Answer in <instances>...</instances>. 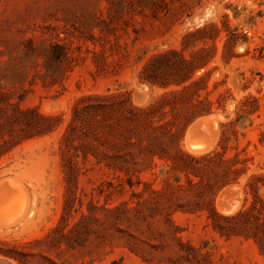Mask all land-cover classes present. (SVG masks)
<instances>
[{
  "label": "rangeland",
  "instance_id": "374dc122",
  "mask_svg": "<svg viewBox=\"0 0 264 264\" xmlns=\"http://www.w3.org/2000/svg\"><path fill=\"white\" fill-rule=\"evenodd\" d=\"M202 49L209 74L200 99L214 111L205 117L214 120L204 154L219 156L202 164L201 177L188 176L205 186L217 182L212 171L229 170L231 180L243 169L212 205L224 216L251 212L264 201V0H0V185L17 191L0 200L8 217L0 218V264H264L254 239L212 228L209 208L173 215L176 233L163 217L125 212L126 202L145 214L156 199L165 202L153 195L166 193L154 176L164 162L123 191V174L75 148L70 127L81 97L119 95L139 105L135 94L146 92V105L167 91L140 81L152 59L177 52L191 60ZM19 112L54 118L52 129L15 123ZM254 177L256 191L246 187Z\"/></svg>",
  "mask_w": 264,
  "mask_h": 264
},
{
  "label": "trees",
  "instance_id": "16d2710c",
  "mask_svg": "<svg viewBox=\"0 0 264 264\" xmlns=\"http://www.w3.org/2000/svg\"><path fill=\"white\" fill-rule=\"evenodd\" d=\"M204 32L206 29L187 37ZM54 48L63 49L58 45ZM206 57L205 49L194 52L191 60L181 57L177 52L155 56L144 68L140 81L151 89L160 87L167 91L158 100L153 99L146 105H136L131 99L125 100L119 95L81 97L74 106V127H70V130H74V138L80 143L75 148L80 149L85 158L92 155L99 164L103 163L115 173L123 174L125 178H121L119 184L123 191L126 187L133 190L136 184H141L140 181L135 182L134 177L138 178L142 173L153 170L158 166L157 161L164 162L163 167L166 169L154 176L161 177L166 193L154 191L153 195L155 198H165V202L156 199L147 206L146 214L139 202L136 203L137 207H131V203L126 202L123 205L126 213H134L144 221L163 217L172 225L173 233H176L178 228L173 215L178 212L194 214L209 208L210 224L216 232L227 237L254 239L264 254L263 200L257 199L251 212L241 210L230 216L219 214L212 205L223 188L238 183L243 169H236V177L231 180L229 170L212 171L217 182L205 186L188 176L201 177L206 172L202 164L212 162L219 156L214 151L195 156L181 147L187 128L197 118L214 113L212 103L200 99L201 91L206 89L205 82L209 74L206 72ZM163 65L169 68L164 75H160L158 72ZM149 72H153V75ZM18 114L23 120L15 118V123L39 132L50 131L55 120L30 113ZM182 175L186 176L188 186L183 183ZM252 179L246 187L256 191L259 186L253 182L258 178ZM183 259L184 256L179 257V261Z\"/></svg>",
  "mask_w": 264,
  "mask_h": 264
},
{
  "label": "water",
  "instance_id": "95a60500",
  "mask_svg": "<svg viewBox=\"0 0 264 264\" xmlns=\"http://www.w3.org/2000/svg\"><path fill=\"white\" fill-rule=\"evenodd\" d=\"M148 98V94L146 92H137L135 94V102L139 105H142ZM205 117H208V116H201L200 118L196 119L190 126L189 128L192 127V131H193V138H192V141L193 142H198L199 144L201 145H204V146H209L211 144V139L210 138H207L203 132H202V127L204 125H207V126H211V122L207 121V120H202V121H199L200 119L202 118H205ZM223 192V191H222ZM6 194H9L11 196L17 194V191L11 187L7 182L5 183H2L0 185V200L3 199V197L6 195ZM226 194V193H225Z\"/></svg>",
  "mask_w": 264,
  "mask_h": 264
},
{
  "label": "bare ground",
  "instance_id": "6f19581e",
  "mask_svg": "<svg viewBox=\"0 0 264 264\" xmlns=\"http://www.w3.org/2000/svg\"><path fill=\"white\" fill-rule=\"evenodd\" d=\"M141 88V87H140ZM141 90V89H140ZM143 91V90H142ZM149 96V95H148ZM234 109V108H233ZM216 118V117H215ZM218 118V117H217ZM232 118V117H231ZM202 120H207L209 122L212 123V120H214V117H210V118H202L200 119L199 121H202ZM219 120V118H218ZM222 120V119H221ZM228 122V121H227ZM217 125V123H216ZM217 129V127H216ZM202 132L204 135H206L208 138H210L211 140H213V128H212V124L211 126H207V125H204L202 127ZM216 134V133H215ZM192 138H193V131H192V127L188 130V133H187V136H186V140H185V144H186V148L187 150L192 153V154H204L205 152H207L209 149L208 147L209 146H204V145H201L199 144L198 142H193L192 141ZM215 146V145H214ZM207 148V149H206ZM237 188V187H236ZM236 190V189H235ZM234 190V191H235ZM242 190V189H241ZM230 191V190H229ZM239 191V190H238ZM232 192V191H230ZM226 193V194H225ZM233 193V192H232ZM28 194V193H27ZM228 194V190H225L221 193L219 199H218V203L219 205L221 206V203H222V200H223V197L226 196ZM234 194V193H233ZM234 198V197H233ZM27 199V198H26ZM8 201V199H7ZM233 202V201H232ZM235 202V201H234ZM12 203V202H11ZM16 203V202H15ZM8 205H11L9 204V201L7 202V206ZM17 205V204H16ZM34 205V204H33ZM232 206V205H231ZM28 207V206H27ZM237 208V207H236ZM27 209H25L26 211ZM29 210V209H28ZM235 211V210H234ZM12 212V211H11ZM32 212V211H31ZM26 212H24V215H25ZM231 213V212H230ZM233 213V212H232ZM231 213V214H232ZM17 214V213H16ZM229 214V213H228ZM10 215V214H9ZM11 216V215H10ZM24 217V216H23ZM30 217V216H29ZM0 218L4 219V218H8V217H4L2 214H1V210H0ZM19 218V217H18ZM13 219V218H12ZM17 219V218H16ZM9 220L11 221V219L9 218ZM15 220V219H14ZM21 220V219H20ZM19 220V221H20ZM18 221V222H19ZM16 225V224H15ZM13 226V225H12ZM4 228V227H3Z\"/></svg>",
  "mask_w": 264,
  "mask_h": 264
}]
</instances>
